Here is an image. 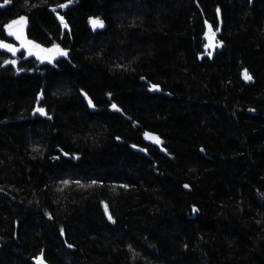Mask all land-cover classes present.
Here are the masks:
<instances>
[{
	"label": "trees",
	"instance_id": "1",
	"mask_svg": "<svg viewBox=\"0 0 264 264\" xmlns=\"http://www.w3.org/2000/svg\"><path fill=\"white\" fill-rule=\"evenodd\" d=\"M20 16L64 54L0 50V264H264V0H10L0 40Z\"/></svg>",
	"mask_w": 264,
	"mask_h": 264
},
{
	"label": "water",
	"instance_id": "2",
	"mask_svg": "<svg viewBox=\"0 0 264 264\" xmlns=\"http://www.w3.org/2000/svg\"><path fill=\"white\" fill-rule=\"evenodd\" d=\"M0 4H2V3L0 2ZM0 8H4V6L0 7ZM21 18H23V19L21 20ZM93 20H97L99 22H102V25H103L102 28L105 27L103 20L100 17H90V18H88V23L92 29L101 28L100 26H97L94 28L92 23H91ZM14 21H20V23L13 24ZM10 24L12 25L11 29H9V27H8ZM28 27H29V22H28L27 17H25V16H20V17H17V18L10 20L5 25V31H6L7 36L12 38L18 46L15 47L14 45L7 43L6 41H3V40H0V44L8 45L10 48L15 49V52L17 50L23 49L30 57L35 58V59H39V60H43L47 64L53 65L54 61H56L58 56L61 55L60 53H64V49L62 47H56V46H45V45L40 44L36 41L29 40L28 39ZM221 31H222V23L221 22H219L218 28L214 29L213 25L209 21L204 20V32L202 35V38L204 40V46H203L204 53L199 55V60H201L203 57H208L210 60L213 59V57L216 54V50L222 46V43L219 40V35L221 34ZM209 44H211L212 46L208 47ZM0 50L5 51V52H9V53H13L12 51H9L8 48H5V47H0ZM245 72L248 74V76L251 77V75L248 73L247 69H243V71L241 72L242 81H244L246 83L251 82L252 77H251V79H245V77H244ZM39 110L43 111V108H38V106L36 105L34 114H40L41 111H39ZM153 137L158 138L159 143H156L152 139ZM144 140L148 145L156 147L162 152L165 151V148H164L163 143H162V138L157 133L152 132V131H145L144 132ZM130 148L134 152L141 153L144 155H148L147 149L144 147H140L137 145H131ZM200 152L202 154H204L203 150H201ZM207 158H210V157H207ZM61 237L63 240H65V236L63 234V231H61ZM66 246H67V248L72 247L71 245H69L67 243H66ZM34 264H46L43 251L35 258Z\"/></svg>",
	"mask_w": 264,
	"mask_h": 264
},
{
	"label": "snow or ice",
	"instance_id": "3",
	"mask_svg": "<svg viewBox=\"0 0 264 264\" xmlns=\"http://www.w3.org/2000/svg\"><path fill=\"white\" fill-rule=\"evenodd\" d=\"M7 3H10V0H4V4H7ZM4 4H0V7H3ZM22 19H23V18H21V20H22ZM61 19H62V18H61ZM18 23H20V21H14V22H13V24H18ZM91 23H92V25H93L94 28L97 27V26H100V27L103 26V25H102V22H99V21H97V20H93ZM8 27H9V29H11V28H12V25L10 24ZM211 46H212L211 44L208 45V47H211ZM0 47L8 48L9 51H12L13 53H15V49L10 48V47H9L8 45H6V44H0ZM60 54L63 55L64 53H60ZM13 63H14V62H13ZM244 77H245V79H251V77L248 76V74H247L246 72H245V74H244ZM113 107L115 108V105H113ZM39 111H41V114H42V115L44 114L42 110H39ZM152 139H153L156 143H159L158 138L153 137ZM105 211L107 212V208L105 209ZM109 219H111L110 216H109Z\"/></svg>",
	"mask_w": 264,
	"mask_h": 264
},
{
	"label": "flooded vegetation",
	"instance_id": "4",
	"mask_svg": "<svg viewBox=\"0 0 264 264\" xmlns=\"http://www.w3.org/2000/svg\"><path fill=\"white\" fill-rule=\"evenodd\" d=\"M7 24V23H6ZM5 24V25H6ZM5 25L3 26V30H4V33L6 34V31H5ZM218 28V25L216 26V27H214V29H217ZM28 39L29 40H33V41H36V40H34V39H31V38H29L28 37ZM3 41H6L7 43H10V44H12V45H14L15 47L16 46H18L15 42H14V40L12 39V38H10V37H8L7 36V34H6V39H4ZM37 42V41H36ZM39 43V42H38ZM41 44V43H40ZM44 45V44H43ZM45 46H47V45H45ZM19 51H24L23 49H21V50H17L15 53H18ZM27 54V53H26ZM28 55V54H27ZM29 56V55H28ZM30 57V56H29ZM32 58V57H31ZM34 60H36L38 63H40L41 65H46L47 63L46 62H44L43 60H39V59H35V58H33ZM116 111H118V112H120L121 113V111L118 109H116ZM43 115L40 113L39 115H42V116H46L48 113H47V111L43 108Z\"/></svg>",
	"mask_w": 264,
	"mask_h": 264
}]
</instances>
